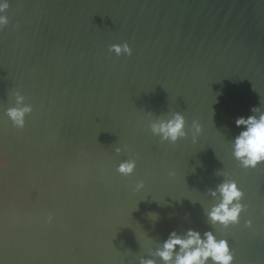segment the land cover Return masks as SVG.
Masks as SVG:
<instances>
[{"label":"water","instance_id":"1","mask_svg":"<svg viewBox=\"0 0 264 264\" xmlns=\"http://www.w3.org/2000/svg\"><path fill=\"white\" fill-rule=\"evenodd\" d=\"M8 15L0 264H137L149 240L210 230L203 207L223 180L217 170L251 206L239 225L214 232L235 264H264V163L242 168L231 143L236 119L264 109V0H11ZM125 41L131 57L108 52ZM13 89L34 107L22 131L4 112ZM176 111L189 127L201 123L197 142L151 134L150 113ZM128 159L137 167L125 177L116 168Z\"/></svg>","mask_w":264,"mask_h":264},{"label":"clouds","instance_id":"2","mask_svg":"<svg viewBox=\"0 0 264 264\" xmlns=\"http://www.w3.org/2000/svg\"><path fill=\"white\" fill-rule=\"evenodd\" d=\"M11 8V0H0V32H3L11 24L8 12ZM17 30L20 25L15 26ZM108 52L116 56L133 55V49L128 42L112 44ZM9 96L14 101L13 106L4 109L5 115L11 121L12 127L23 130L27 125V117L34 112L31 103L26 102L27 97L20 90L13 89ZM218 102V101H217ZM251 115L241 116L236 119L237 128L242 130L231 139L232 155L242 168H256L264 163V109L254 106ZM148 128L153 136L159 137L161 143L175 144L182 139H187L189 134L193 143L197 142L203 128L198 120H193L191 127L182 112H168L156 117L149 114ZM127 145L115 146L117 154L124 152ZM136 159L121 161L116 171L122 176L128 177L135 174ZM218 176L223 180L206 192L212 203L203 207L207 222L211 225L208 231H198L189 228L185 231L173 230L166 239L153 242L149 240L145 245L148 249L146 255L138 258L137 264H235L236 254L227 239L217 237L214 229L217 226L229 228L241 223L242 214L248 211L250 204H246V193L238 184V181L229 179V174L223 170H217ZM175 175L174 172L169 173ZM145 187L144 181L135 184L134 190L139 192ZM155 215L156 222L160 219L159 213ZM54 216L49 214L47 223L54 222ZM244 227L254 228L253 219L244 221Z\"/></svg>","mask_w":264,"mask_h":264}]
</instances>
